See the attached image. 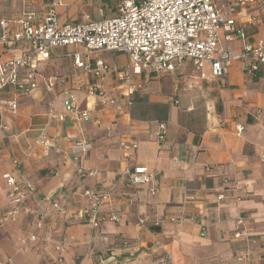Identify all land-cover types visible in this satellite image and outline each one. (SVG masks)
<instances>
[{
    "label": "crops",
    "instance_id": "crops-1",
    "mask_svg": "<svg viewBox=\"0 0 264 264\" xmlns=\"http://www.w3.org/2000/svg\"><path fill=\"white\" fill-rule=\"evenodd\" d=\"M52 1L4 0L0 18L16 19L25 9L43 15ZM122 1L62 0L56 15L61 25L102 21L115 17ZM229 1L213 0L222 12ZM234 19L254 43L264 36V0ZM219 37L222 48L243 46L237 36L229 43L222 32ZM27 51L0 47V59ZM82 51L60 48L39 59V74L58 75L55 90L39 84L18 99L15 112H0V212L7 206L5 175L35 186L18 219L0 227V264H59L58 246L63 264H264V71L254 78L235 62L224 76L202 80L187 64L132 77L141 88L129 93L120 79L125 55L103 52L81 56L108 67L104 95L88 96L94 77L70 57ZM204 73L210 76L208 65ZM13 95L6 88L0 99ZM70 95L88 111L87 122L66 113L63 103ZM108 99L122 111L103 107ZM160 124L164 133L158 141ZM82 140L91 147L75 163L73 146ZM121 142L138 145L132 160ZM75 164L96 175L78 176ZM137 165L152 173L150 185L134 188L122 176ZM85 190L107 195L100 213L118 220L96 229L84 223L79 212L88 206Z\"/></svg>",
    "mask_w": 264,
    "mask_h": 264
},
{
    "label": "built area",
    "instance_id": "built-area-1",
    "mask_svg": "<svg viewBox=\"0 0 264 264\" xmlns=\"http://www.w3.org/2000/svg\"><path fill=\"white\" fill-rule=\"evenodd\" d=\"M255 0H230L225 12L216 7L213 0H123L117 15L102 21H82L61 25L56 15V7L62 0H53L43 15H38L30 9L22 11L13 20L0 18V47L10 50L26 46L28 51L18 57L0 59V92L11 88L14 97L0 99V112L18 109V99L28 97L42 84L47 92H53L57 86L58 75L43 76L37 72L39 59L54 56L60 48L78 46L82 53L70 55L78 69L90 73L94 82L88 86L87 95L95 96L101 92V83L108 74V67L101 59L94 62L85 61L81 56L89 58L97 53L109 52L125 55L127 63L121 74V81L133 93L141 88L132 84V77L143 73L164 74L190 64L199 72L200 79H217L224 76L229 67L240 62L243 70L249 75L264 71V36L249 43L243 28L236 29L234 15L252 5ZM4 0H0V7ZM251 20L250 23H253ZM219 32L223 33L226 43L235 36L243 41L240 51H232L220 46ZM208 65L210 76L204 73ZM103 107L112 108L118 112L122 107L114 100L101 102ZM66 113L77 120L87 122L89 114L80 110L72 95L63 103ZM63 119L62 115L58 116ZM4 129L0 123V131ZM239 131L242 127H237ZM164 125H159L156 139L163 138ZM41 143H44L43 141ZM85 141H78L73 146L75 163L90 149ZM120 148L127 151V161L134 158L138 148L135 143L121 142ZM76 173L80 177L86 174L96 175L95 171H85L75 164ZM122 176L134 187L150 185L153 175L148 167L137 165L127 167ZM5 177L6 208L0 212V227L18 219L27 199L35 193L32 182L21 177L7 174ZM82 197L88 201V206L79 212V218L96 229L105 221L115 222L114 215L104 216L100 207L107 195L96 191L85 190ZM219 196L218 199H222ZM53 209L59 211L61 206L53 204ZM46 217V215H44ZM41 218V217H40ZM39 218V219H40ZM43 218H41L42 220ZM145 220L139 219L138 224L144 225ZM41 225L40 221L38 227ZM240 236L239 233L233 235ZM35 240V236H31ZM60 257L57 260L63 264L61 246L57 247ZM169 258V257H168ZM264 259V257H263ZM243 257L237 259L242 262Z\"/></svg>",
    "mask_w": 264,
    "mask_h": 264
},
{
    "label": "trees",
    "instance_id": "trees-1",
    "mask_svg": "<svg viewBox=\"0 0 264 264\" xmlns=\"http://www.w3.org/2000/svg\"><path fill=\"white\" fill-rule=\"evenodd\" d=\"M261 74H262V73H255V74L252 75V76H254V78H257V77L261 76Z\"/></svg>",
    "mask_w": 264,
    "mask_h": 264
}]
</instances>
